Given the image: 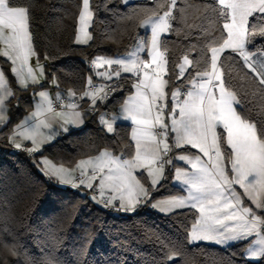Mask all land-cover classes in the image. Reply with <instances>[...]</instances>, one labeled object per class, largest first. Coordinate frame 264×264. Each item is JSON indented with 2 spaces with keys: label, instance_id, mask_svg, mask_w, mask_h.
I'll use <instances>...</instances> for the list:
<instances>
[{
  "label": "snow or ice",
  "instance_id": "1",
  "mask_svg": "<svg viewBox=\"0 0 264 264\" xmlns=\"http://www.w3.org/2000/svg\"><path fill=\"white\" fill-rule=\"evenodd\" d=\"M153 2L154 7L132 8L126 17L135 20L139 13L146 17L141 26L150 29V38L139 36L136 51L129 58L96 56L92 60L95 75L107 83L97 86L89 78L90 90L82 97L91 100L88 109L81 112L76 105H70L71 111L56 113L48 94L39 91L40 103L31 118H38L43 111L51 118L37 119L32 126L25 118L16 125L10 143L29 153H42L46 142L69 131L68 125L82 127L93 116L101 131L114 134L118 116L109 115L108 110L100 111L101 102L106 105L117 93L129 91L120 103L119 113L134 126L131 140L135 141V154L131 155L129 144L131 158L105 150L80 160L73 170L57 167L46 158L37 161L43 165L38 170L62 186L86 190L89 198L105 209L131 214L150 205L170 215L176 214L175 210L188 209L192 218L190 233L186 232L188 243L210 242L224 247L248 241L244 246L245 259H264V121L258 124L239 110L243 100L230 90L232 73L228 71L233 65L238 66L245 78L250 77L253 84L258 81L264 96V0H214L211 4L185 0L181 8H177L178 0ZM124 3L125 10L131 7V0ZM201 8L211 11L217 24L222 21L218 34L203 35L206 47L202 59H190L188 54H183L182 60L170 59L162 36L179 35L174 22L183 21L190 9ZM30 12V5L0 0V42L5 45L0 55L11 61L10 71L23 90L30 84L41 85L45 76V65L40 64L39 58L35 68L29 63L36 55L29 32ZM92 17L90 0H82L77 45L91 47L95 43L89 31ZM11 85L12 81L0 70L2 128L11 119L12 101L18 100L16 88ZM23 141H30L32 146H24ZM75 171L78 175H74ZM169 173L184 186L186 194L152 202V193ZM236 186L243 192H238ZM4 245L10 246L15 257L7 264H61L57 257L60 241L55 236L33 244L38 251L47 249L41 255L33 253L22 243L19 233L12 230L0 234V248ZM180 251L181 245L172 246L173 253ZM168 259L174 257L169 255ZM0 264H5L3 258ZM221 264L235 262L228 256Z\"/></svg>",
  "mask_w": 264,
  "mask_h": 264
},
{
  "label": "trees",
  "instance_id": "2",
  "mask_svg": "<svg viewBox=\"0 0 264 264\" xmlns=\"http://www.w3.org/2000/svg\"><path fill=\"white\" fill-rule=\"evenodd\" d=\"M191 2L211 4L214 0ZM13 3L31 6L29 32L32 47L35 57L45 65V80L40 87L47 86L53 79L56 89L75 97L85 92L89 78L96 82L89 67L94 57L128 54L138 37L143 36L140 24L146 17L137 13L135 20L126 19L132 8L155 6L153 0H137L125 10L121 0H90L93 17L89 31L95 43L90 42L92 46L89 47L75 44L81 0H13ZM184 6L185 0H178L177 8ZM219 27H222V21L217 24L211 11L190 9L183 21L173 24L174 29L179 28V35L171 33L162 37L167 41L166 56L182 60L183 54H188L190 59H202L206 47L202 42L203 35L206 32L218 34ZM227 66L228 62L225 63ZM0 68L12 81L11 86L16 88L18 98L12 101L8 125L0 127V234L6 229L19 233L22 243L37 255L47 249L38 251L33 244L55 236L60 241L57 257L61 264H221L228 256L235 264H264V259H245L247 241L224 248L188 243L186 232L189 233L192 223L188 209L176 211L174 215H161L148 205L131 214L107 213L87 193L66 189L55 180H49L38 170L36 159L41 155L54 164L69 168L78 160L96 156L102 150L131 158L129 144L131 155H134V145L130 139V127L118 123L114 126L116 133L107 134L101 131L93 116L80 129L69 131L44 146L42 153L13 151L8 137L31 108L38 87L19 88L9 63L1 57ZM228 71L232 73L230 90L237 92L238 99L243 100L239 110L258 124L264 121V96L257 86L258 81L253 84L236 65ZM129 93H117L106 105L101 102L100 111L108 110L109 115H116L120 103ZM170 177L171 173L152 193V202L181 193L171 184ZM161 244L165 247L162 248ZM175 244L181 245L179 254L172 252ZM169 255L174 259L169 261ZM0 258L5 264L9 259H15L10 246L0 248Z\"/></svg>",
  "mask_w": 264,
  "mask_h": 264
},
{
  "label": "crops",
  "instance_id": "3",
  "mask_svg": "<svg viewBox=\"0 0 264 264\" xmlns=\"http://www.w3.org/2000/svg\"><path fill=\"white\" fill-rule=\"evenodd\" d=\"M134 1H137V0H131V2H134ZM123 3V2H122ZM123 4H125V3H123ZM79 18V17H78ZM77 24H78V21H77ZM140 28H141V31L143 32V37L145 38V39H148V38H150V29H147V28H144V27H142L141 26V24H140ZM76 35H77V30H76ZM167 34H165V35H163L162 37H164V36H166ZM137 43H138V41H137ZM136 43V44H137ZM75 44H76V42H75ZM4 47H5V45L2 43V42H0V52H2L3 50H4ZM134 51H136V45L133 47V49L131 50V52H129L128 54H125V55H121L120 57L121 58H129L130 57V55H131V53L132 52H134ZM144 55V53H141V56H143ZM0 57L1 58H3V59H5L8 63H9V65H10V69H11V67H12V65H11V61H9L8 59H7V57H4V56H2V55H0ZM115 57H117V56H115ZM115 57H106V58H115ZM95 58V57H94ZM93 58V59H94ZM92 59V60H93ZM40 62V64L41 65H44V61L42 62V61H39ZM92 62V61H91ZM90 62V64H89V67H90V69L93 71V74H94V77L96 78V82H93L94 84H96L97 86H102V85H104L105 83H107L106 81H104V80H102L100 77H98V76H96L95 75V72L97 71L96 69H94L93 67H92V63ZM29 63L33 66V68H35L36 67V63H37V58L35 57V55L34 56H32L31 58H30V61H29ZM0 70H1V68H0ZM104 69H100V71H103ZM12 75H13V77H14V74L12 73ZM122 75H128V74H122ZM14 79H15V77H14ZM44 80H45V76H44V78L42 79V82H41V85L43 84V82H44ZM15 84L20 88V86H19V84H18V81L15 79ZM41 85H29V87H38V88H36V90L34 91V94H33V102H32V106H31V108L21 117V119H20V122L17 124V125H19V124H21V123H23L24 121H25V118H28V120H27V124L29 125V126H32V125H34L36 122H37V119H50L51 118V114H49V113H47L46 111H43V113H42V115L41 116H39L38 118H36V119H32L31 117H32V113L33 112H35L36 111V105L37 104H39L40 103V99H39V95H38V93H39V91H45L47 94H48V97H49V100L52 98V97H64L66 100H67V102H66V105H65V107H64V109L63 110H61V111H55L54 110V112H56V113H59V112H69V111H71V109H70V105H76L77 107H76V110H78V111H81V112H84L86 109H88L90 106H91V100L90 99H88V98H82V97H84V93L83 94H81L80 96H78V97H75L72 93H69V92H62V91H60V90H58V89H56V86H55V83H54V80L53 79H51L50 81H49V83H48V85L47 86H44V87H40ZM89 86V83H88V85H87V87ZM86 87V88H87ZM174 90V89H173ZM85 91H88V90H85ZM130 94V93H129ZM129 94H127V95H129ZM127 95L125 96V98L127 97ZM169 100H170V92H169ZM44 108L46 109V105H44ZM119 108H120V105H119V107H118V110H117V116H118V122L116 123V124H118V123H120V124H127V125H129V127H130V139H131V130H132V127H134L133 125H131V122L130 121H125V120H123L122 119V113H119ZM91 119V117H89L88 119H87V121H86V123L89 121ZM54 127H56V125L54 124L53 125ZM84 126V125H83ZM82 126V127H83ZM115 126V125H114ZM68 128H69V131H72V130H76V129H80L81 127H76V126H73V125H68ZM68 131V132H69ZM61 132H62V130H61ZM15 134V128H14V130L11 132V134L9 135V137H8V142H9V144H10V146H11V148H12V150L13 151H19V150H25L24 149V147H22L21 149H17V148H15L11 143H10V139H11V137L13 136ZM64 134H66V133H62L61 135H58L56 138H54L53 140H51V141H48V142H46L43 146H42V148L44 147V146H46V145H49V144H51L53 141H55L56 139H58V138H60L61 136H63ZM132 141V143H133V145H134V154H135V141H133V140H131ZM23 143V145L24 146H26V147H31L32 145H31V142L30 141H23L22 142ZM102 151H105V150H102ZM101 151V152H102ZM190 151H192V152H195L196 150L195 149H191ZM98 155V154H97ZM93 157H95V156H93ZM93 157H87V158H83V159H89V158H93ZM46 157H44V156H40V157H38L37 159H36V163H37V161H42L43 159H45ZM46 159H48V158H46ZM49 160V159H48ZM80 160H82V159H80ZM80 160H78L77 161V163L75 164V166L80 162ZM50 162H52L51 160H49ZM53 163V162H52ZM176 163L178 164V165H180V166H184L183 164H182V162H180V161H176ZM54 164V163H53ZM38 165V164H37ZM57 167H61V166H63V165H57V164H55ZM39 166V168H42L43 167V165L42 164H40V165H38ZM75 166L74 167H72V168H69V167H66V166H63V167H65V168H69V170H73V169H75ZM78 173V171H75L74 172V175H76ZM170 182H171V184L174 186V187H176V188H178L180 191H181V193L180 194H176V195H185L186 194V192H183V185L182 184H179V183H177V182H175L174 181V179L172 178V174H171V177H170ZM58 183V182H57ZM59 184V183H58ZM62 186V185H61ZM63 187L64 188H69V189H73L71 186H69V185H63ZM237 187V190H238V192H243V190L242 189H239V186H236ZM73 190H75V189H73ZM77 191H79V192H81V193H85V191L86 190H84V189H80V190H77ZM97 196V200L99 199V194H97L96 195ZM167 198V197H166ZM160 199H163V198H160ZM155 202V201H154ZM182 210H185V209H182ZM181 209H178V210H175V211H182ZM156 213H158V214H161V215H169V214H162V213H160L158 210H154ZM191 230V229H190ZM189 233H190V231H189ZM199 243H205V244H209V245H214V246H218V247H222V248H224V247H227V246H229V245H231V244H233V243H229V244H227V245H225L224 247L223 246H219V245H216V244H214V243H210V242H197V243H191V244H199ZM247 243H248V241H247ZM244 255H245V252H244ZM249 261H254V260H249Z\"/></svg>",
  "mask_w": 264,
  "mask_h": 264
},
{
  "label": "built area",
  "instance_id": "4",
  "mask_svg": "<svg viewBox=\"0 0 264 264\" xmlns=\"http://www.w3.org/2000/svg\"><path fill=\"white\" fill-rule=\"evenodd\" d=\"M86 90L89 91V90H90V86H88V87L86 88ZM50 101H51L52 106H53V109H54L55 111H61V110H63L64 107H65V105H66V102H67V100H66L64 97H52V98L50 99ZM76 175H78V173H77ZM89 194L92 195V193H89ZM97 194H98V192L95 193V195H97ZM98 200H99V199H98ZM97 205H98L103 211H105V212H107V213H114V212H115V210L105 209V208L102 207L101 204H99V203H97Z\"/></svg>",
  "mask_w": 264,
  "mask_h": 264
},
{
  "label": "rangeland",
  "instance_id": "5",
  "mask_svg": "<svg viewBox=\"0 0 264 264\" xmlns=\"http://www.w3.org/2000/svg\"><path fill=\"white\" fill-rule=\"evenodd\" d=\"M123 3H124V0H121ZM81 9H82V0H81ZM90 26V25H89ZM78 28H79V18H78V24H77V30H78ZM89 195H91V194H89ZM97 204V203H96ZM120 213H123V212H120Z\"/></svg>",
  "mask_w": 264,
  "mask_h": 264
},
{
  "label": "water",
  "instance_id": "6",
  "mask_svg": "<svg viewBox=\"0 0 264 264\" xmlns=\"http://www.w3.org/2000/svg\"><path fill=\"white\" fill-rule=\"evenodd\" d=\"M66 189H69V188H66Z\"/></svg>",
  "mask_w": 264,
  "mask_h": 264
}]
</instances>
